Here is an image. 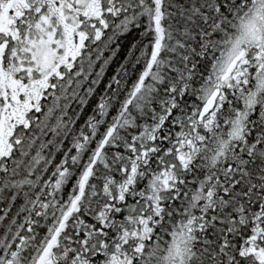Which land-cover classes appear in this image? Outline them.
<instances>
[{
    "label": "snow or ice",
    "instance_id": "obj_1",
    "mask_svg": "<svg viewBox=\"0 0 264 264\" xmlns=\"http://www.w3.org/2000/svg\"><path fill=\"white\" fill-rule=\"evenodd\" d=\"M0 264H264V0H0Z\"/></svg>",
    "mask_w": 264,
    "mask_h": 264
}]
</instances>
